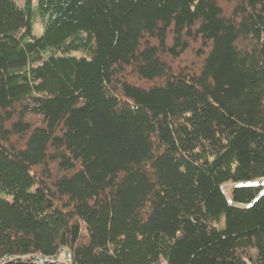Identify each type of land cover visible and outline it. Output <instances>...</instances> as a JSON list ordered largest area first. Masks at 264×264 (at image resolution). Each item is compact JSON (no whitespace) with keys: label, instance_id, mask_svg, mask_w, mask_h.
<instances>
[{"label":"trees","instance_id":"16d2710c","mask_svg":"<svg viewBox=\"0 0 264 264\" xmlns=\"http://www.w3.org/2000/svg\"><path fill=\"white\" fill-rule=\"evenodd\" d=\"M262 178L264 0H0V264H264Z\"/></svg>","mask_w":264,"mask_h":264},{"label":"rangeland","instance_id":"374dc122","mask_svg":"<svg viewBox=\"0 0 264 264\" xmlns=\"http://www.w3.org/2000/svg\"><path fill=\"white\" fill-rule=\"evenodd\" d=\"M14 1L16 2L17 5L21 6L23 0H14ZM34 31H35V33H39L40 32V28L37 25H35ZM194 49H196L195 46H192L189 49V51L186 53V55L182 58V61H184L185 63L192 62V61L194 62L195 61V52H194ZM252 184L261 185L264 188V178L259 179V180H256ZM241 185H244V183H237V184H235V183H232V182H227V183L223 184L222 189L224 190L225 195L227 197V200L229 202H230V196H231V189L234 186H241ZM64 256H65L64 253H61V255L59 257V262H62L63 261Z\"/></svg>","mask_w":264,"mask_h":264},{"label":"built area","instance_id":"2783aa9c","mask_svg":"<svg viewBox=\"0 0 264 264\" xmlns=\"http://www.w3.org/2000/svg\"><path fill=\"white\" fill-rule=\"evenodd\" d=\"M48 262H53V261H51V260H47ZM64 264H71V257H70V255L69 254H67L66 253V255H65V258H64Z\"/></svg>","mask_w":264,"mask_h":264}]
</instances>
